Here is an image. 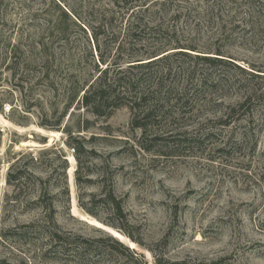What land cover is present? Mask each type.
Returning <instances> with one entry per match:
<instances>
[{"label":"rangeland","instance_id":"obj_1","mask_svg":"<svg viewBox=\"0 0 264 264\" xmlns=\"http://www.w3.org/2000/svg\"><path fill=\"white\" fill-rule=\"evenodd\" d=\"M101 58L172 109L142 130L128 99L93 114ZM260 72L264 0H0V264H134L115 242L149 264H264Z\"/></svg>","mask_w":264,"mask_h":264},{"label":"trees","instance_id":"obj_2","mask_svg":"<svg viewBox=\"0 0 264 264\" xmlns=\"http://www.w3.org/2000/svg\"><path fill=\"white\" fill-rule=\"evenodd\" d=\"M93 41L96 45V50H100V43L99 38L96 33H94ZM190 51L197 52L193 49ZM185 52H178V55H186ZM223 55L221 53L216 54V57L210 56H197V60H201L204 64L208 66H213L215 64H223L224 60L221 59ZM152 57V59H155ZM161 59V58H160ZM158 60H154L148 64L155 63ZM106 64L105 59L101 58L100 66H98V76L93 79L87 86V89H84V95L81 98V102L84 107L88 108L93 114L99 117H107L110 116L116 109L125 105V100H131V107L130 109L135 113V118L133 120V126L137 129H145L147 127V122L151 119H157V117L168 107L171 110V106L169 105L171 101V91L168 90L165 93L166 98H156L155 94H161L164 91V88H159L158 85L155 89L148 93H141V94H134L133 90L136 87V81L131 80V78H127L126 72L124 70H114L113 67L109 66L105 69H100L103 65ZM144 64L138 65H131L129 69H143ZM237 70L241 71L242 73H246V71L239 66L232 65ZM121 67H119L120 69ZM264 73V72H260ZM252 75V74H249ZM254 78L264 80V76L260 74H253ZM197 87L199 89H206L211 84L207 77L203 76L197 82ZM162 90V91H161ZM133 91V92H132ZM187 94L182 95V100L187 98ZM254 100L253 96H248L246 100L241 103L238 107L233 108L234 112L237 110L242 109L245 106L251 104ZM77 182L80 183L81 178L77 176ZM66 194L70 196V190H66ZM107 198L111 201V206L113 209V214L117 219L122 220L126 219V215L124 213L123 202L122 200H118L114 193L111 192ZM81 202V199H79ZM81 207L86 210L87 212L95 215L94 212L89 210L85 205H81ZM112 227H116L114 224H109ZM123 230V229H122ZM132 240L133 237L130 234H127ZM72 238H64L62 235L58 234L57 232L50 235V244L51 247L54 248L55 253H67L70 249L71 243L70 240ZM80 240V237H77ZM70 243V244H69ZM118 247L123 248L126 252L130 253L131 258L134 260V264H149L146 260L145 256L142 254L137 253L136 251H131L129 248H125L121 243L115 242ZM154 257H155V264H179L178 262H171L166 260L161 256H157L154 250H150ZM57 261H61V259L57 258Z\"/></svg>","mask_w":264,"mask_h":264}]
</instances>
